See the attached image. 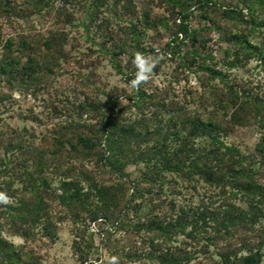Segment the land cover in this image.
<instances>
[{
  "label": "rangeland",
  "instance_id": "rangeland-1",
  "mask_svg": "<svg viewBox=\"0 0 264 264\" xmlns=\"http://www.w3.org/2000/svg\"><path fill=\"white\" fill-rule=\"evenodd\" d=\"M203 1L47 0L41 5L34 0H0V63L11 54L24 62L30 53L35 57L31 80L26 70L16 72V77L0 72V193L6 194L4 204L8 205L1 207L0 203V261L157 264L148 256L144 237L134 236L123 216L114 221H92L89 210L68 206L61 199L64 182L75 180L86 189L90 178L99 183L115 181L116 174L104 171L97 155L87 156L75 149L74 137L88 127L100 128L102 114L111 113L116 100L123 106L120 114L128 120L151 116L157 111L156 105L143 110L130 106L128 97L140 89L160 91L165 96L168 105L160 111L166 117L173 112L208 115L217 110L228 126L223 139L240 149L246 163L263 170L257 178L264 183V156L260 153L264 142V61L233 35L238 31L248 35L264 53V0H208L209 6ZM248 5L253 8L251 13ZM184 8L190 35L177 37ZM225 8L242 9L244 16H225ZM252 18L257 23L254 29L243 22ZM51 38L55 39L53 49L45 44ZM10 40L15 42L14 51L8 46ZM25 40L30 48L23 50ZM138 54L152 57L155 66L144 83L133 87ZM213 68L223 75H213ZM227 86L239 94L238 106L244 103L239 120L232 117L237 107L228 104L225 109L220 100ZM154 141H144L142 148ZM209 142L208 137L197 141L200 145ZM146 168L142 161L128 163L123 169L128 175L124 180L143 179ZM35 175L46 178L50 192L43 194L46 209L28 228L32 232L25 238L16 233L14 223L26 228L22 221L31 225V218L13 222L16 213L9 207L18 205L22 197L31 198L27 187ZM163 176L165 183L158 182L154 188L163 189L155 202L165 201L168 212L171 201L187 209L204 204L215 207L223 202L220 189L203 181L190 184L166 171ZM142 183L146 187L147 183ZM236 202L249 207L242 197ZM90 203L92 210L98 202L91 198ZM149 210L146 203L139 215ZM130 215L132 221V211ZM263 232L264 217L246 236L256 241ZM182 240L180 236L175 243ZM135 244L142 257L132 260L129 253Z\"/></svg>",
  "mask_w": 264,
  "mask_h": 264
},
{
  "label": "trees",
  "instance_id": "trees-1",
  "mask_svg": "<svg viewBox=\"0 0 264 264\" xmlns=\"http://www.w3.org/2000/svg\"><path fill=\"white\" fill-rule=\"evenodd\" d=\"M34 2L41 5L48 3L47 0ZM202 3L209 6L208 0ZM248 8L251 13L252 6L248 5ZM182 11L184 19L176 31L177 37L183 33L190 35L191 30L186 23L188 19L186 8ZM223 12L228 17L232 16V13L244 16L242 9L225 8ZM145 17L146 22L150 24L149 15L146 14ZM243 22L246 27L254 29L257 26L255 18ZM233 35L238 43L246 45L252 52L257 51L255 54L264 61L263 51L251 43L248 35L239 31ZM196 36V33L193 34L194 41L197 40ZM13 44L15 42L10 40L8 46L11 48ZM45 44L49 49H53L55 39L51 38ZM21 48L23 50L30 48L29 43L26 40L22 41ZM34 62L35 57L31 53L26 62L12 54L7 55L0 63V72L16 77V72L26 70V75L31 80ZM229 65L234 66L235 63ZM211 73L215 76L223 75L214 68L211 69ZM227 87L220 100L224 103L225 109L228 108V104L237 107L232 117L239 120V110L244 103L240 102L238 106L239 94L234 92L232 86ZM128 98L130 106L143 110L147 105H156L157 111L148 117L144 115V119L131 121L120 114L123 106L116 100L113 111L102 114L100 128L88 127V130L79 131L74 137L75 149L84 151L87 156L97 155V159L102 163L101 168L116 174L115 181L99 183L90 178L86 181V189L75 180L64 182L62 201L68 206L75 205L80 210H89L92 221L99 218L114 221L123 216L133 235L144 237L149 246L148 256L155 259L157 264H192L193 260H198V264H264V232L259 234V240L256 241L246 236L251 230L254 231L264 217V183L257 178L263 170L257 169L251 162L246 163L247 157L240 149L227 144L223 139L229 131L228 126H224L222 115L215 110L208 115L195 113L178 115L173 112L166 117L160 110L168 104L160 91L148 93L140 89L134 97ZM175 104L179 109L178 103ZM202 137L210 138V142L206 145L198 144L197 141ZM154 138L156 141L152 145L148 144L142 148L144 141ZM260 153L264 156V142ZM140 161L147 167L143 179L126 182L124 177L128 175L123 169L130 162ZM165 171L190 184L194 181H203L220 189L218 195L224 198L223 202L215 207L204 204L187 209L185 206L177 207L174 201H171V211L168 212L170 209H166L165 201L155 202L156 198H160V191L163 189H154L156 183H165L163 181ZM142 181L147 183L146 187L142 185ZM11 183L9 187L12 186ZM27 189L31 190V198L22 197L18 205L9 207L16 213L13 215V222L31 218V223H28L31 225H26L27 223L22 221L26 228L14 223L16 233L25 238L32 232V228H28L33 226V222H36L46 209L44 204L46 198L43 194L50 192V183L41 175H35ZM240 197L249 203L248 208L237 204L236 200ZM91 198L98 202L92 210L89 208ZM139 198L141 201L138 202ZM0 203L1 207L8 206ZM146 203L150 205V210L144 216H140L139 212ZM131 211L134 216L132 221ZM49 227L46 226L47 233L50 232ZM180 236L183 237L182 243H175ZM205 240H208V243L204 244ZM129 257L132 260L142 257L137 244L129 253ZM0 262L12 264L11 259L6 261L2 259Z\"/></svg>",
  "mask_w": 264,
  "mask_h": 264
},
{
  "label": "clouds",
  "instance_id": "clouds-1",
  "mask_svg": "<svg viewBox=\"0 0 264 264\" xmlns=\"http://www.w3.org/2000/svg\"><path fill=\"white\" fill-rule=\"evenodd\" d=\"M136 74L135 78L132 80L133 87H139L144 83L151 75L153 68L155 66L154 59L150 56H145L143 54H138L135 57ZM0 202L6 203V194L0 193Z\"/></svg>",
  "mask_w": 264,
  "mask_h": 264
}]
</instances>
